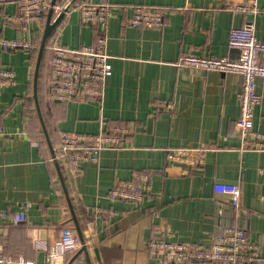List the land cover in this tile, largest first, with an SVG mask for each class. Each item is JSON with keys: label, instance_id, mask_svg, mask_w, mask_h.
Here are the masks:
<instances>
[{"label": "crops", "instance_id": "crops-1", "mask_svg": "<svg viewBox=\"0 0 264 264\" xmlns=\"http://www.w3.org/2000/svg\"><path fill=\"white\" fill-rule=\"evenodd\" d=\"M86 2L111 6L107 28L82 20L80 6ZM19 3L0 0V38L25 37L37 47L48 10L44 23L22 30L7 18L18 14ZM137 5L159 7L165 25H130ZM246 22L264 40V0H74L48 40L38 77L55 156L43 128L37 138L28 124L37 119L41 124L33 97L36 52L0 45V67L14 71L0 92V251L12 258L9 264H47V251L36 248L34 236L51 244L72 217L64 185L86 245L68 254L65 264H159L150 248L157 236L206 246L227 223L244 227L250 242L264 251V150L246 146L235 128L243 76L177 63L187 52L237 58L240 51L228 45L230 30ZM104 34L113 69L104 97L52 99L53 46L76 48ZM257 90L262 101L255 127L264 132V77L257 78ZM167 103L173 107H164ZM119 125L129 130L122 145L103 149L98 162H84L73 177L59 150L61 133H98ZM146 170L153 177L145 202L109 197L116 182ZM216 182L240 184L238 209L215 191ZM103 207L118 213L103 218ZM20 209L28 219L15 223L12 216Z\"/></svg>", "mask_w": 264, "mask_h": 264}, {"label": "built area", "instance_id": "built-area-1", "mask_svg": "<svg viewBox=\"0 0 264 264\" xmlns=\"http://www.w3.org/2000/svg\"><path fill=\"white\" fill-rule=\"evenodd\" d=\"M69 0H62L53 5L55 17L65 11ZM51 0H20L17 15L8 16L20 29L26 30L31 22L44 23ZM241 7V6H237ZM242 8V7H241ZM84 22H97L107 28L112 10L103 3L86 2L80 6ZM66 13V11H65ZM165 17L159 7L137 5L128 23L132 26L162 27ZM3 49H32L36 45L29 39L0 38ZM228 45L237 48V58L215 56L208 53L187 52L180 56L179 65L191 66L205 70H216L222 73L239 72L243 76L242 89L238 94L240 111L235 128L241 134L248 147L264 150V132L255 127V110L262 101V94L257 90V78L264 77V40L255 32L253 22L234 26L230 30ZM52 77L50 80V97L57 101H89L102 99L105 95L107 80L113 73L111 54L107 49V36L104 34L93 44H84L71 48L62 44L53 46ZM14 71L0 67V92L4 85L13 81ZM166 108L172 103L163 104ZM3 131L0 125V133ZM129 132L125 126H114L101 129L98 133H81L63 131L59 150L66 157L65 164L73 177L83 171L84 162H98L100 153L105 148H118ZM153 173L146 170L132 178L116 182L108 194L112 200L142 204L152 189ZM216 192L228 195L235 209L241 204L242 189L238 183L216 182ZM100 215L107 218L116 215L115 208H100ZM1 214L5 215L4 211ZM15 223L24 222L25 210L16 211ZM38 250L47 251V264H65L68 254H72L82 245L70 225L61 226L60 236L51 244L39 233L34 236ZM150 248L158 257L159 264H191L195 262L218 261L223 264H264V251L250 242L244 227L238 223H227L211 242L203 246L194 242L180 241L157 236L150 242ZM23 261V260H21ZM12 258L0 251V264H9Z\"/></svg>", "mask_w": 264, "mask_h": 264}, {"label": "water", "instance_id": "water-1", "mask_svg": "<svg viewBox=\"0 0 264 264\" xmlns=\"http://www.w3.org/2000/svg\"><path fill=\"white\" fill-rule=\"evenodd\" d=\"M56 2H57V0H51L50 7L48 9L46 26H45V29H44L43 34H42V38H41V42H40L39 50H38V55H37V59H36L35 71H34V81H33V97H34L36 109H37V112H38V115H39V118H40V121H41V125H42V128H43V131H44L45 136H46V140L48 142V145L50 146V149H51V152H52L53 156L56 155L55 148H54V146L52 144V141H51V138L49 136L47 127L45 125L44 118H43V115H42V111H41V108H40V103H39V95H38V79L39 78H38V76H39V71H40L42 58H43V55H44V51H45V48H46L48 37L55 30L56 26L60 23V21L64 17L65 11L69 10L70 7L73 5L74 0L69 1L66 4L65 11L60 12L56 17L53 18V15H54L53 5ZM64 188H65V193H66V196H67V199H68L69 207H70V210H71V214H72V217H73V220H74V223H75V227H76L78 236L80 238L81 243L83 244L82 245V249L86 250L85 239H84L81 227L79 225V222H78V220L76 218V214L74 212L72 201H71V199H70V197L68 195V191H67L65 185H64ZM96 252H97V255L99 257L100 254H99L98 248H96Z\"/></svg>", "mask_w": 264, "mask_h": 264}, {"label": "trees", "instance_id": "trees-1", "mask_svg": "<svg viewBox=\"0 0 264 264\" xmlns=\"http://www.w3.org/2000/svg\"><path fill=\"white\" fill-rule=\"evenodd\" d=\"M53 33H54V31L50 34V36L48 37V40H49V38H51ZM48 40H47V43H48ZM46 46H47V44H46ZM31 50H32V52H36V54H38L39 45L37 47H35V48H32ZM45 50H46V48H45ZM44 53H45V51H44ZM36 54H35V58H34V62H33V68L35 67V63H36L35 61L37 59L36 58L37 57ZM44 56L45 55H43L41 66H42L43 61H44ZM51 66H52V64H51ZM40 70H41V67H40ZM32 74H33V77H34V69H33ZM38 77H40V71H39V76ZM38 86H39V84H38ZM40 99H41V96H40ZM28 124H29L30 127H32V132H34V136L38 138L39 137V132L42 131V126H41V124H39V120L38 119L35 120V121L34 120H32V121L30 120V121H28ZM44 137H45L44 134H42L41 138H43V142L46 144V140H45ZM64 224L70 225L73 228L74 233L78 236L76 227L74 226V222H73V219H72L71 216L64 222Z\"/></svg>", "mask_w": 264, "mask_h": 264}]
</instances>
